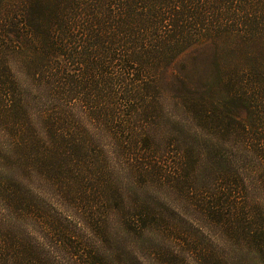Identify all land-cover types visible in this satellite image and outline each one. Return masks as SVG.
<instances>
[{
	"label": "trees",
	"instance_id": "obj_1",
	"mask_svg": "<svg viewBox=\"0 0 264 264\" xmlns=\"http://www.w3.org/2000/svg\"><path fill=\"white\" fill-rule=\"evenodd\" d=\"M4 2H0V264H49L22 261L21 242L6 230L11 219L21 230L25 207L33 202L26 194L34 174L60 185L67 178L73 179V186L88 187L90 195L84 200L88 205L120 207L125 193L111 180L103 141L120 145L118 153L128 163L143 155L165 158L145 169L168 181L200 218L216 226L228 224L230 235L247 241V254L261 262L264 217L241 205L242 174L233 160L215 152L213 136L235 137L242 132L238 136H244L253 158L246 173L264 167V0ZM206 44L230 47L233 57L243 48L247 64L235 68L232 80L211 75L205 85L192 80L194 71H185L173 93L187 122H176L174 141L161 149L151 141L150 132L151 127H161L156 106L163 94L159 80L185 52ZM243 110L247 120L234 125ZM207 134L213 141L203 138ZM133 167L127 173L130 181ZM145 177L139 179L145 182ZM133 197L147 202L145 196ZM137 206L124 216L144 222L150 212L145 204L139 210ZM89 218L93 229L99 222ZM54 225L50 229L45 224L44 230L52 232L56 242L65 243L63 234L74 237L73 228ZM67 246L71 263L111 261L84 249L78 256L79 247ZM236 246L234 254L247 255ZM202 253L201 264H233Z\"/></svg>",
	"mask_w": 264,
	"mask_h": 264
},
{
	"label": "rangeland",
	"instance_id": "obj_2",
	"mask_svg": "<svg viewBox=\"0 0 264 264\" xmlns=\"http://www.w3.org/2000/svg\"><path fill=\"white\" fill-rule=\"evenodd\" d=\"M0 2L7 4L8 0ZM230 50H232L230 47L216 48L213 44L191 49L160 78L163 94L156 106L161 127L159 125L150 128L153 135L151 141L159 148L163 149L174 141V133L178 129L176 122L179 124L187 122L185 110L181 102L175 98L176 93H173L179 86V79L186 74L184 72L194 71L192 80L204 81L202 85H205V80L211 75L212 78L220 75L232 80L231 73L236 67L247 64V59L243 48L237 50L234 57L229 53ZM227 53L229 58L225 57ZM229 90L233 91L232 87ZM236 102L243 106L241 99L240 101L236 99ZM246 113L244 110L240 111L233 124L243 125V121L247 120ZM241 134L242 132H239L235 137L221 133L213 136L216 142L215 152L224 157L223 159L233 160L238 174H242L243 189L238 195L241 205L249 208V211L255 209L252 211L254 215L259 212L264 217V167L253 174L246 173L248 165L253 166V163L249 162L253 158L249 156L251 154L248 152V142L245 144L243 140L244 136H238ZM211 137L207 134L203 138L206 141H213ZM101 146L106 150L107 166H110L109 171L112 172L111 180L125 193V201L119 203L120 207H117V203L105 207L102 202L99 205L95 202L88 205L84 203L89 197L88 187L73 186L71 183L73 179L67 178L64 180L65 184L60 185L54 179H45L42 175L34 174L27 183L26 194L33 202L31 206L25 207L21 230L13 219L6 222V230L12 231L13 236L18 238L24 248L22 261L34 259L45 260L49 264H74L69 259L70 252L67 246L69 244L79 247L78 253L77 249L74 250L78 256L84 249L99 254L103 261L110 257L109 260L115 264H201V258L204 256L202 252L212 259L222 257L233 264H264V254L259 257L261 262L256 255L247 254L250 251L248 242L237 241L232 237L227 231L228 224L223 225L224 227L216 226L200 218L195 209L188 206L189 201L174 193L168 181L162 182L145 169L147 165L153 166L165 161V158L151 160L143 155L141 160L140 157H136L140 161L128 163L129 161L118 153L121 151L120 145L114 146L112 141H103ZM131 164H134L132 169L134 177L130 181V174L127 173ZM142 176H146L145 182L139 179ZM136 179L139 184L135 182ZM135 194L145 196L147 202H136L133 197ZM133 200L136 205L133 204ZM143 204L150 212L147 219H144L145 223L141 221L137 223L139 219L135 218V221L131 216H124L131 208ZM138 206L139 210L141 207ZM80 208L84 217L81 216ZM89 217L95 224L99 222L93 229L88 225ZM41 218L43 221H40ZM54 222L63 227L73 228L74 237H66L63 234L65 243L56 242L53 239L54 234L44 230L45 224L54 229ZM236 245H240L241 251L249 256L234 254Z\"/></svg>",
	"mask_w": 264,
	"mask_h": 264
}]
</instances>
